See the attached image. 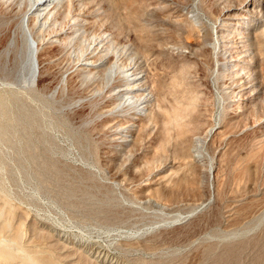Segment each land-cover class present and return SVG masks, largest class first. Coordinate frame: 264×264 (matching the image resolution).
I'll return each mask as SVG.
<instances>
[{
	"label": "rangeland",
	"instance_id": "1",
	"mask_svg": "<svg viewBox=\"0 0 264 264\" xmlns=\"http://www.w3.org/2000/svg\"><path fill=\"white\" fill-rule=\"evenodd\" d=\"M52 9L29 16L34 90L18 85L25 106L22 97L0 105L9 111L0 116V264H264V0ZM28 10L27 0H0L3 97ZM76 16L79 29L58 37ZM236 20L241 39L230 32ZM102 31L110 41L99 47ZM222 35L247 64L239 73L222 67ZM113 44L143 75L151 98L141 115L113 112L105 93ZM83 52L105 65L82 72ZM127 125L124 142L112 130Z\"/></svg>",
	"mask_w": 264,
	"mask_h": 264
},
{
	"label": "bare ground",
	"instance_id": "2",
	"mask_svg": "<svg viewBox=\"0 0 264 264\" xmlns=\"http://www.w3.org/2000/svg\"><path fill=\"white\" fill-rule=\"evenodd\" d=\"M26 1V0H24ZM29 2V10L25 13H23L22 16H19L20 20L18 22L19 26V38L20 44L18 46H16L15 48V53H16V60H15V65L11 71V73L13 74L14 79L13 80H8V79H3V83L5 85H8V89H4L5 90V97H3L2 95H0V105L3 104L4 107H6V103H9L11 101L16 100V97H22L21 93L19 92V86L21 85L20 88H22L23 92L27 93L26 91H32L34 90L35 87V82H36V78L38 75H40V71H39V64L38 63V47L36 45V41H35V37H34V32L32 30V28L29 26V16L30 14H33L34 16L36 15H40V17L43 15H46L48 13L51 12V10L53 11L55 8V6L59 3L62 2L63 0H27ZM78 1V0H76ZM53 5V7H52ZM91 8V7H90ZM55 11V10H54ZM77 12V11H76ZM79 12V11H78ZM87 12V10H86ZM85 12V13H86ZM84 13V12H83ZM82 13V15H83ZM230 13V11H229ZM232 13V12H231ZM73 14V13H72ZM71 14V15H72ZM92 14V13H91ZM81 15V16H82ZM90 15V14H89ZM88 15V16H89ZM74 16V14H73ZM79 16V15H78ZM84 17V16H83ZM244 17V16H243ZM77 18V16H76ZM238 18V17H237ZM41 19V18H40ZM39 19V20H40ZM72 19L74 20V18L72 17ZM83 19V18H82ZM240 19V18H239ZM42 20V19H41ZM243 20V19H242ZM79 21L80 19H76L73 22H69L72 23V25L70 26V29L67 30H59L60 32L57 33L58 37H61V39L63 38H69V36L73 35L74 32H76L79 29ZM40 22V21H39ZM47 22V21H46ZM53 23V22H51ZM43 24V23H41ZM48 23H45V25ZM51 25V24H50ZM42 26V25H41ZM44 26V24H43ZM233 28L231 29V33H235V34H239L241 36H239V39H241L242 37V31L241 28L238 26H241V22H239L238 20H236V22L234 21L233 24ZM237 26V27H236ZM243 26V25H242ZM46 27V26H45ZM48 27V26H47ZM67 27V26H66ZM37 28V27H36ZM43 28V27H42ZM68 28V27H67ZM103 29V28H102ZM101 30V29H100ZM105 30V29H104ZM56 31V30H55ZM58 31V30H57ZM108 32V31H107ZM56 33V32H55ZM109 33V32H108ZM110 34V33H109ZM244 35V33H243ZM92 36V35H91ZM223 36V35H222ZM235 36V35H234ZM94 37V35H93ZM96 37V36H95ZM230 36L225 35L222 37L221 42L222 45L224 47V49L222 50L221 56H222V67L227 68V69H231L233 72H237L239 73L240 69L242 70L243 68H245L247 66L246 65H242L239 64L238 62V58L236 57V53H234V48L236 46H234L232 43L235 41H233V39L231 40L229 38ZM13 38V37H12ZM92 38V37H91ZM16 39V38H15ZM13 39V40H15ZM53 39V38H52ZM59 39V38H57ZM235 39V38H234ZM237 39V38H236ZM94 41H98V43L100 44L99 47L104 46V45H108L110 39L109 36L107 35L106 31H102V34L100 33V35L97 38H93ZM11 41V39H10ZM92 42V41H90ZM237 42H242V40L237 39ZM15 43V42H14ZM60 43V42H59ZM87 43V42H86ZM231 43V44H230ZM16 44V43H15ZM91 44V43H90ZM94 42H92V46H93ZM96 44V43H95ZM104 44V45H102ZM9 45V44H8ZM11 45V43H10ZM9 45V46H10ZM62 45V44H61ZM110 45V44H109ZM239 45V44H238ZM8 46V47H9ZM114 46V44H113ZM15 47V45H14ZM91 47V46H90ZM238 47V46H237ZM93 48V47H92ZM104 48V47H103ZM241 48V47H240ZM13 49V47H12ZM87 49V48H86ZM90 49V48H89ZM100 49V48H99ZM106 49V47H105ZM110 49V48H109ZM113 48H111L112 50ZM237 49V48H236ZM243 49V47H242ZM9 50V49H8ZM7 50V51H8ZM11 50V47H10ZM93 50V49H92ZM96 50V49H95ZM14 51V50H12ZM84 51H86L84 49ZM108 51V50H107ZM106 51V53H107ZM244 51V50H243ZM242 51V52H243ZM104 52V51H103ZM82 53V52H81ZM87 53V52H86ZM85 52H83L84 58L82 60V62L80 63L81 65V71H88L91 70L92 68H98V67H102L103 65H105L104 60H102L101 58L95 59L94 57H90V56H85L86 54ZM90 53V52H89ZM99 53V52H98ZM102 53V52H100ZM105 53V54H106ZM110 53V52H109ZM109 53L108 56H109ZM119 53V48L114 46V50H113V60L109 63V65L107 66L106 70L103 73V78L106 82V88H104L105 93H109L110 96H112L115 100H117V103L115 104L114 107H112V109H114L115 113H119V114H123V112H126L128 110H133L134 114H138L141 113L143 114L145 111H147V107H148V102L150 103V98H149V94L146 92V86L144 85V79H143V75H141V72L138 71L136 67L131 66V65H123L118 59H120V57L118 56ZM96 54V52H95ZM112 54V53H111ZM122 53L120 52V55ZM82 55V56H83ZM92 56V55H91ZM123 56V55H122ZM238 56V55H237ZM246 56V55H245ZM119 57V58H118ZM244 57V56H243ZM81 58V57H80ZM124 58V57H123ZM245 59V58H244ZM241 60V59H240ZM248 60V59H246ZM248 62V61H247ZM126 63V62H125ZM78 64V63H77ZM251 65V64H250ZM9 70V71H10ZM246 70V69H245ZM249 70V69H248ZM8 72V71H7ZM143 72V71H142ZM230 72V71H229ZM243 72V71H242ZM99 73V72H98ZM10 74V73H9ZM100 74L102 75V73L100 72ZM99 74V75H100ZM239 75V74H238ZM237 75V76H238ZM94 76V75H93ZM2 77L5 78V76L3 75ZM8 77V76H7ZM89 77V76H88ZM96 77V76H95ZM92 78V77H91ZM89 79V78H88ZM93 79V78H92ZM91 79V80H92ZM240 79V78H239ZM20 80V83H17V81ZM96 80V79H95ZM2 82V80H1ZM3 84V85H4ZM246 84V83H245ZM2 85V84H1ZM17 85V89H15L14 86ZM245 88V87H244ZM230 89V88H229ZM250 89V88H249ZM234 90V89H233ZM239 90V89H238ZM247 90V88L245 89ZM2 91V90H0ZM236 91V90H235ZM102 93V91H101ZM103 93V94H105ZM150 93V92H149ZM237 93V91H236ZM235 93V94H236ZM250 93V92H248ZM100 94V93H99ZM102 94V95H103ZM107 94V95H109ZM239 95L242 94L241 92L238 93ZM236 94V96L238 95ZM246 94V93H245ZM30 95V94H29ZM106 95V96H107ZM249 95V94H248ZM235 96V95H232ZM28 97V94H27ZM31 97V95H30ZM104 97V96H103ZM238 97V96H237ZM236 97V98H237ZM244 97V95H243ZM248 97V96H247ZM246 98V97H245ZM22 101L21 103H14V105H20L21 106H25V99L24 97L20 98ZM235 99V98H234ZM233 99V100H234ZM247 99V98H246ZM241 101V99H239ZM237 101V102H240ZM235 102V103H237ZM2 103V104H1ZM244 103V102H243ZM4 107L0 106V116H3L4 118L9 116V111L5 110ZM6 113V114H5ZM20 115H22L23 113H19ZM13 115V112H12ZM19 115V117H20ZM1 119V118H0ZM6 119V118H5ZM6 122V123H5ZM10 121H4L3 122V131L5 130V133L7 132L8 135L9 131H10V127H12L10 125ZM129 126H133L135 125L134 123H129ZM128 125L126 126H117L116 128H114L113 133L120 135L121 138H123L124 142H127L128 139ZM128 129V130H127ZM127 132V135H126ZM99 253V252H98ZM102 253V252H101ZM102 255V254H101ZM4 257L9 256L8 254H3ZM11 256V255H10ZM31 258V257H30ZM28 258V259H30ZM105 258V256H104Z\"/></svg>",
	"mask_w": 264,
	"mask_h": 264
}]
</instances>
